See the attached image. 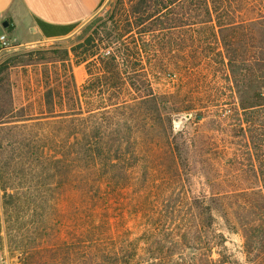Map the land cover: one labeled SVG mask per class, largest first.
<instances>
[{"label":"trees","instance_id":"1","mask_svg":"<svg viewBox=\"0 0 264 264\" xmlns=\"http://www.w3.org/2000/svg\"><path fill=\"white\" fill-rule=\"evenodd\" d=\"M249 1L138 0L134 20H127L120 33L117 52L97 60H90L95 53L77 60L87 65L88 77L81 86L72 63L63 60L61 66L69 75L47 73L41 80L46 89L38 106L31 102L17 106L12 99L5 108L0 98V247L18 253L20 264H226L223 253L213 257L216 242L208 230L213 209L206 196L187 201L193 232L187 228L175 238H166L197 249V254L150 251L149 246L161 238L151 228L154 212L145 214L143 244L131 238L132 231L121 225V219L102 215L119 205L121 192H130L135 161L141 154L142 160L148 159L152 151L146 136L151 124L134 120L135 114L147 119L144 106L149 104L154 118H163V96L155 93L150 78V70L157 71L161 63L158 57H148L147 40L129 33L135 27L140 35L185 28L190 25L186 15L194 6L196 23L208 25L216 39L217 29L225 37L228 29L264 24L262 8L249 16L239 10ZM257 2L264 4V0ZM225 45L240 106L250 111L264 108V46L259 57L249 56L247 67H241L230 43ZM254 67L260 71L258 76L252 74ZM254 77L260 80L259 86L253 84ZM54 83L59 88L51 86ZM260 140L264 142L263 134ZM259 173L263 178L264 168ZM239 191L217 194L215 199L246 193ZM254 192L262 199L259 213L264 215V193ZM140 209L143 212V206Z\"/></svg>","mask_w":264,"mask_h":264},{"label":"rangeland","instance_id":"2","mask_svg":"<svg viewBox=\"0 0 264 264\" xmlns=\"http://www.w3.org/2000/svg\"><path fill=\"white\" fill-rule=\"evenodd\" d=\"M257 1L238 8L247 16L260 8L264 11V4ZM137 7L138 0H103L90 18L65 37L0 48V98L5 108L12 99L17 106L29 102L38 106L46 89L41 83L44 76H54L55 71L63 78L69 75L61 66L63 60L72 63L76 82L81 86L88 77L87 65L77 64V60L94 53L90 60H97L107 49L117 52L122 43L120 33L127 20H134ZM194 11L191 6L186 15L190 25L185 28L140 35L139 27H135L129 33L147 40L149 58H159L161 64L157 71L150 70V78L155 93L163 96V118H154V107L149 104L144 106L148 107L147 119L135 114L134 120H149L151 124L146 136L152 151L148 159L142 160L141 154L135 161L134 186L129 193L121 192L119 205L102 217L121 219V225L132 231L131 238L143 244L140 238L146 225L145 214L154 212L151 228L161 238L149 246L150 251L160 254L172 249L197 254V249L181 242H167L166 238H175L187 228L193 232L190 227L194 219L187 201L206 196L213 209V223L208 229L211 241L216 242L213 257H220L221 252L226 264H264V215L259 213L262 199L254 192L264 193V177L259 173L264 168V142L260 140L261 134L264 138V108L250 111L240 106L225 45L230 43L241 67H247V58L259 57L264 46V24L228 29L225 37L219 36L217 29L216 39L208 25L196 23ZM90 68L95 70L94 65L90 64ZM253 70L252 74L258 76V68ZM253 84L261 83L254 77ZM51 86L59 88L56 83ZM185 108L192 110L186 112ZM239 190L246 193L234 194L227 200L215 199L217 194ZM131 196L134 197L127 200ZM215 233L223 237H215ZM0 264H20V255L0 247Z\"/></svg>","mask_w":264,"mask_h":264},{"label":"crops","instance_id":"3","mask_svg":"<svg viewBox=\"0 0 264 264\" xmlns=\"http://www.w3.org/2000/svg\"><path fill=\"white\" fill-rule=\"evenodd\" d=\"M102 1L0 0V34L6 33L19 45L65 37L90 18Z\"/></svg>","mask_w":264,"mask_h":264},{"label":"built area","instance_id":"4","mask_svg":"<svg viewBox=\"0 0 264 264\" xmlns=\"http://www.w3.org/2000/svg\"><path fill=\"white\" fill-rule=\"evenodd\" d=\"M12 44H13V41L11 40V38L6 33L0 34V48H6ZM110 53H111L110 49H107L105 51L106 55H108Z\"/></svg>","mask_w":264,"mask_h":264},{"label":"water","instance_id":"5","mask_svg":"<svg viewBox=\"0 0 264 264\" xmlns=\"http://www.w3.org/2000/svg\"><path fill=\"white\" fill-rule=\"evenodd\" d=\"M8 22H5L4 24L6 25Z\"/></svg>","mask_w":264,"mask_h":264}]
</instances>
